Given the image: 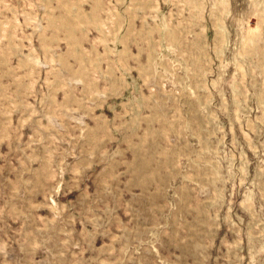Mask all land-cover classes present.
<instances>
[{
    "label": "rangeland",
    "instance_id": "obj_1",
    "mask_svg": "<svg viewBox=\"0 0 264 264\" xmlns=\"http://www.w3.org/2000/svg\"><path fill=\"white\" fill-rule=\"evenodd\" d=\"M0 264H264V0H0Z\"/></svg>",
    "mask_w": 264,
    "mask_h": 264
}]
</instances>
